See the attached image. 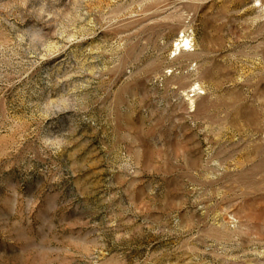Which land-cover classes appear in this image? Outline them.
<instances>
[{"label":"rangeland","instance_id":"374dc122","mask_svg":"<svg viewBox=\"0 0 264 264\" xmlns=\"http://www.w3.org/2000/svg\"><path fill=\"white\" fill-rule=\"evenodd\" d=\"M0 264H264V0H0Z\"/></svg>","mask_w":264,"mask_h":264},{"label":"bare ground","instance_id":"6f19581e","mask_svg":"<svg viewBox=\"0 0 264 264\" xmlns=\"http://www.w3.org/2000/svg\"><path fill=\"white\" fill-rule=\"evenodd\" d=\"M182 44V47H187L189 46V41H188V38L186 39H182L176 46H175V49L178 50L179 46Z\"/></svg>","mask_w":264,"mask_h":264}]
</instances>
